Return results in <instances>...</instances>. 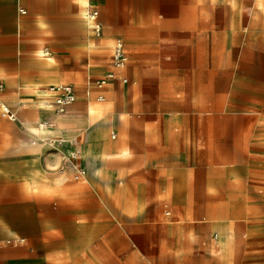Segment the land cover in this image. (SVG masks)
Returning <instances> with one entry per match:
<instances>
[{
  "label": "rangeland",
  "instance_id": "obj_1",
  "mask_svg": "<svg viewBox=\"0 0 264 264\" xmlns=\"http://www.w3.org/2000/svg\"><path fill=\"white\" fill-rule=\"evenodd\" d=\"M58 1L49 0L48 5H44V8H55ZM112 1L115 14L119 17L137 13L139 9L144 8L145 4L149 7H159L158 0ZM35 3L37 4L33 10L31 6ZM20 8L29 11L28 14H25L28 16L24 21L25 27L21 29L14 23L9 22L8 16L5 15L8 12L7 10L19 13ZM41 11L40 0H21V3L19 0H0V46L3 50L0 54V69L16 72L18 75L26 76L31 81L38 80L48 73L61 70L62 75L65 77L64 83L77 81L79 86L77 100L68 107V111L64 113V121L55 133L42 138L30 133L33 141L41 147L38 152H33L32 174L28 178L20 175V177L13 178L11 181L6 180L8 188L1 194V200L19 203L23 206L25 214L42 217L34 219V222H38L41 226L38 230L39 234L45 230L49 233L63 229L64 216L59 212L61 206L67 204L77 207L76 216H83L84 220L93 226L94 233L84 246L76 245V243L70 245H75L71 247L78 251L90 247L104 264H264V191L260 189V187L264 188V179L260 180L253 176V173L264 176V105L251 99V95L255 92L254 86L247 82L249 80L242 78L240 82L243 101L240 105H235L239 110L204 112V121H208V125L219 126L218 129L225 132L223 138L225 141L224 148L229 149V151L236 152V145L232 143L233 141L238 139L248 140L247 153L250 160L245 165L240 164V161L238 163L223 161L215 166L212 163L218 161L212 163L204 161L207 163V165H204V176L200 175L199 171L188 172L184 164L170 161L164 164L165 167L162 168L167 169L169 167L170 169H167L169 172L167 174L160 173L156 176L154 172L148 170V165L153 162L158 163V160H154V157L161 153V148L167 146L170 139V137L163 134L164 124L159 119V115H161V118L163 115L157 108L156 101H154V97L158 96L159 93V88L154 86L158 81L129 79L126 82L124 76L109 82L102 90L99 89L97 81L107 73L108 68L95 67L92 63L91 67L94 71L97 69L98 74H90L88 63L99 55H103L107 59V65L112 64L114 42L121 34L114 35L111 39V47H107L102 51H92L91 54L84 57L58 56V53L54 54L52 46L57 47L60 43H72L74 35L78 32L69 28H57L51 24L46 26L44 32H40L41 24L35 20H40ZM244 20H247L246 14ZM82 21L87 23L84 18H82ZM98 21L102 24L101 31L96 30L94 21L88 20L92 25L91 32L97 37L105 33L102 9ZM40 37L45 39L48 44L45 48L51 51V55L42 56L37 52ZM128 42L127 40V46ZM127 49L130 56V50ZM223 67L225 65H217L218 71L223 72ZM250 69L249 64L242 63L238 70L241 75L247 76L251 71ZM90 75L91 79L88 78ZM0 81L5 83L2 79ZM179 82L182 85L184 84V81ZM213 82L218 85V90H221L227 81L219 78ZM42 86L45 89L49 87L48 85L44 87L43 84ZM122 89L125 90V94H129L128 101L133 98L136 101L140 95V98L145 102L139 106L129 102L126 110L135 121H143L145 125L137 129L135 127V132L137 133L138 130L139 134L145 139L142 144L141 155L146 159L142 162L136 156L131 158L129 162L120 158L109 160L107 156H103L101 159H93L90 153H85V158L87 160L91 159L90 163H97L101 167L97 182L102 188L106 183L103 180L104 173L120 170V167H127L130 173L144 174L142 175L143 179L140 180L141 183L143 181L156 183L158 178L163 180V176L168 175L174 180L177 178L182 185L187 184L190 187L204 188V193L198 190L193 192L195 203L202 201L203 199L200 198L204 196L205 204L207 200L212 199L213 194L218 189L233 187L228 186L229 182L237 181L240 184L235 187L236 190L241 191V194L236 197L239 206H236L235 210L229 212H223L222 210L221 212V209L217 208L212 215H199L191 222H184L176 217L170 219V222L185 225V235L182 236V242L176 247H164L168 231L162 222L163 217H170L166 215L167 209L164 203L160 216L157 217L150 212H145L137 222L139 226L130 229L128 228L129 225L123 226L117 222L109 211L108 205L113 204L114 195L111 196L105 191L99 193L91 185L76 187V185L83 184L86 181L85 173L78 178L73 171L84 168V156L81 146L84 145L85 140L81 139V134L86 131L84 125L88 116L87 105L89 102L115 103L119 112L122 104ZM100 93L104 95V99L97 101V96ZM6 96L4 94L5 100L10 103ZM33 105L40 112H44L38 104L33 103ZM55 112V108L46 111L49 114V120L52 122L56 116ZM4 119L0 115V120L6 121ZM32 124L35 128H38L36 122ZM204 130L211 132L213 129L208 127ZM113 133L117 134L119 140L125 136L121 127H115L112 121H109L107 136L110 141L114 140L112 138ZM214 139H220V137ZM68 142L73 150V156L68 151L70 148L65 149ZM226 155L229 154L226 153ZM243 158V151L241 150L240 160ZM252 167L256 169H251ZM216 168L222 173L217 174ZM60 174L65 176L64 185L57 183ZM201 180H204V186L201 185ZM4 181L3 178L1 182ZM116 183L113 182V184ZM21 185L23 190L18 191ZM218 200L216 203H218ZM42 204H44L43 207ZM81 206L89 207V215L80 210ZM42 210H47V212L40 213ZM220 215L227 217L220 218ZM20 224L14 221V223H11V227L19 231ZM216 224L226 227L233 233L234 242L230 252L221 250V246L217 242L219 238L213 235V226ZM19 232L20 236L27 237L24 242L26 245L33 240L24 231L20 230ZM44 242L48 250L56 252H62L68 246V243L59 237L54 238L51 242L47 240Z\"/></svg>",
  "mask_w": 264,
  "mask_h": 264
},
{
  "label": "crops",
  "instance_id": "obj_2",
  "mask_svg": "<svg viewBox=\"0 0 264 264\" xmlns=\"http://www.w3.org/2000/svg\"><path fill=\"white\" fill-rule=\"evenodd\" d=\"M40 1L42 5L40 20H35L40 24L44 23L39 29L40 32H44L48 24L78 32L70 44L60 43L57 47L51 45L59 50L58 56L84 57L91 54L92 51H102L111 47L108 42L114 35L121 34L119 37L125 39L126 52L127 48L130 50V56L127 52L128 63L123 68L122 77L125 76L124 80L158 81L154 86L159 88V93L154 97V101L163 115L162 118L159 115L160 122L162 121L164 124L163 134L170 139L167 142L169 144L163 146L161 153L154 157L158 163L153 162L148 165V170L154 172L156 176L160 173L167 174L169 172L167 169L170 168L162 169L165 167L164 164L177 161L178 164H184L188 172L199 171L200 175L204 176V165H207L204 160L207 157H219L226 153L229 155L232 153L231 156L236 153V157H240L239 145L245 140L238 139L232 142L236 145L235 153L233 150L229 151L224 148L225 132L219 130V126L208 125L209 122L204 121V112L239 110L235 105H240L243 101L240 89L242 78L248 79L247 82L254 86L255 93L251 95V99L264 105V0H158L159 7H149L145 4L144 8L139 9L137 13L120 17L115 14L112 0L109 3L111 7L109 4L98 2L102 0H93L88 8L90 10L94 6L99 10V13L102 9L105 27V33L98 37L91 32L92 25L82 21L79 1L59 0L57 6L52 9L44 8V5H48L49 0ZM22 13L26 14L27 10ZM245 14L247 15L246 21L244 20ZM127 40L129 41L128 46ZM41 41L48 45L43 37H40V43ZM81 41L89 43L88 52L76 53L74 51L75 48L78 49L77 45ZM40 43L37 45L38 48ZM2 51V46H0V54ZM92 63L95 67L100 68H107L111 65H107V59L103 55L94 58L88 65L91 66ZM242 63H247L251 67L247 76L241 75L238 70ZM217 65H225L223 72L218 71ZM110 71L116 72V70ZM110 71L107 70V73ZM11 73L17 74L16 72ZM89 73L98 74V71L97 69L90 71L89 68ZM119 77L120 74L116 72V77L109 82ZM88 78L91 79V75ZM219 78L227 81L221 90H218V85L213 82ZM179 81H184V84H180ZM124 91L122 89L120 116L125 115L123 112L128 114L127 103H135L137 106L145 103L140 95L136 101L134 98L128 101L129 94H125ZM4 94L7 95L8 100H13L12 93L6 94L4 90ZM126 96L127 100L125 101ZM21 107L31 120L34 119L36 113L40 112L34 107L32 101H28ZM1 123L3 122L0 120ZM132 126V131L135 132V127L137 129L145 125L143 121L137 120ZM24 127L17 123L14 127L7 129L9 137L6 152L12 157L4 162L0 161V166L3 169L0 171V264H50L47 257L56 251L46 248L44 241L47 240V237L45 235L49 233L45 230L39 234L38 230L41 226L34 234L19 227L27 236H30V239H33L27 245L24 243L27 239L26 236H23L24 241L18 243L19 241L8 234L2 226L7 224L9 228L18 231L11 227V223L15 221L14 216L4 209L7 204L12 203L1 200V194L8 188L7 181L13 179L5 177V174L19 172L18 174L21 176H30L33 152H38L41 148L37 142L33 141L30 133ZM119 127L124 130L125 135L124 124ZM208 127L213 130L205 131L204 129ZM136 134L140 139L135 144L133 157L136 156L142 162L146 159L141 155L145 139L138 130ZM218 137L220 139H214ZM112 138L116 139L117 134ZM121 140L127 142L125 136ZM130 144L134 146V144ZM100 146L107 153L121 149V145L113 147L108 140L102 141ZM1 147L0 144V149ZM81 147L83 151L84 145ZM89 153L92 157L96 155L92 149ZM93 158L101 159L100 156ZM130 159L121 160L129 162ZM212 164L215 166L220 162ZM128 167L130 168V166ZM120 170L128 169L120 167ZM2 177L5 179L4 182H1ZM201 185L204 186V180ZM45 212L47 210H42L40 213ZM34 218L42 217L34 216ZM15 240L16 242H14Z\"/></svg>",
  "mask_w": 264,
  "mask_h": 264
},
{
  "label": "bare ground",
  "instance_id": "obj_3",
  "mask_svg": "<svg viewBox=\"0 0 264 264\" xmlns=\"http://www.w3.org/2000/svg\"><path fill=\"white\" fill-rule=\"evenodd\" d=\"M21 3V0H19ZM93 2V0H80L78 2L81 10V16L88 21L89 20V8L88 6ZM101 4H109L110 0H102L98 1ZM35 4H32V9H35ZM109 7L111 5L109 4ZM8 12L5 14L8 16L9 22L14 23L20 29L25 27L24 21L28 18L27 15L23 14L19 9V13L17 11L7 10ZM29 11L27 10L28 14ZM89 25L90 23L87 22ZM44 23H41L43 25ZM41 44V45H40ZM38 49V53L42 56L51 55V51L45 47L47 45L41 41ZM109 45H112V41L109 40ZM78 49L74 50L76 53L88 52L89 43L85 41H81L77 45ZM54 54L58 53L59 50L53 47ZM52 58V57H51ZM108 71L116 70L120 77L124 72V69H117L112 64L109 65ZM93 70V67L90 66V71ZM64 75H62L61 70L59 72H51L44 75L42 78L31 81L29 78L19 76L18 74H13L11 72H7L4 69L0 70V79L4 80L5 84V92L13 94V100H9L10 104L14 107L17 112L18 119L17 120H9L4 119L6 121L1 120L3 123L0 124V132H1V149L0 152V161L4 162L6 159L12 157L11 154H7L6 146L9 137V128L14 127L17 123L24 125V129L29 133H32L39 137H46L47 135H51L56 132L58 127L63 123L65 115L58 114L55 112V119L52 121L49 120V114L46 111L53 110L55 108L54 103V94L49 92V90L44 87L51 85H61L64 83ZM28 101H32L33 103L38 104L44 112L36 113V116L33 120L27 116L26 111H24L21 105H24ZM98 101V100H97ZM87 120L85 122L84 128H86L85 132H82L81 139H84V148H83V165L84 168L73 171V173H78L79 171H83L85 173L86 184H78L77 188H80L85 185H91L95 188L99 193L107 192L111 196L114 195L113 204H109L108 208L111 214H113L115 220L119 222L123 226H128L130 229H134L139 224L137 223L142 215L145 212H150L155 216H160L162 213L163 203L166 207V215L170 217H163V226L168 231V237L164 242L165 248L176 247L178 244L182 242V236L185 235V225L181 223H173L170 222L172 218H180L184 222H191L196 219L199 215L204 216V214L210 216L214 213L217 208L221 209V212H229L230 210H235L238 205V200L236 197L238 194H241V191L236 190V186L240 185L239 182H229L228 186H233L231 188H223L218 189L213 195L212 199H209L204 204V196H201L200 199L202 201H198L195 203L193 199V192L198 190L204 193V189L190 187L189 185H182L180 181L175 178V180L171 176H163V180H159L156 183H150L147 181L143 183L140 182L143 179V176L140 173H130L128 170H115V171H107L103 175V180L107 183L104 184L103 188L98 184L97 177L98 173L101 171V167L97 163H90V160L85 158V153H89L92 149L95 151L96 156H107V159L112 158H120V159H130L134 156L135 152V144L139 141L137 134L132 131V125L136 122L134 118L130 117L128 114L120 116V113L117 110V105L115 103H94L89 102L87 105ZM122 115V114H121ZM112 121L115 127H119L121 124H124L125 129V139L127 142H122V140L108 139V122ZM33 122L38 124V128L33 126ZM47 128V129H46ZM111 143L113 147L120 146L121 149L115 152L107 153L103 147L100 146L102 141L107 140ZM130 143L134 144L131 145ZM248 140L244 142V144L239 145L240 149L243 151V159L240 160V157L237 158L234 154L231 155H223V156H213L207 157V163H212L214 161H230L232 163H238L245 165L249 160L250 156L248 155ZM174 146V144H173ZM69 142L66 143L65 149H69ZM69 153L73 156V150L70 148ZM14 158L16 156L14 155ZM94 159V158H93ZM28 160V159H26ZM0 171H2V167L0 166ZM251 169H256L252 167ZM217 173H222L218 168L215 169ZM257 171V170H254ZM19 172L14 173H6L5 177L8 178H18L20 177ZM254 178H258L260 180L264 179L260 174L253 173ZM29 176H24V178H28ZM65 176L60 174L59 179H57V183L64 185L63 182ZM117 182L113 184V182ZM61 182V183H60ZM26 185V184H25ZM99 185V186H98ZM261 191H264V188H261ZM22 191V186H19L18 191ZM196 193V192H195ZM218 203H216L217 199ZM222 199V200H220ZM44 206V204H42ZM205 206V208H204ZM197 207V208H193ZM77 207L71 205H63L60 207L59 212L64 216L63 217V229L60 231H51L49 234L45 235L47 240L50 242L54 237H59L64 240V242L68 243L67 248H65L62 252H55L48 255V261L50 264H104L98 256L93 252L90 247L83 248L78 251L77 249L72 248L70 245L76 243V245L84 246L88 240L92 238V234L94 233L93 226L84 220L83 216H76ZM83 212L89 215V207L84 206L80 207ZM5 211L12 214L16 223H21L19 225L22 230H27L30 233H35L40 224L38 222H34V216L31 214H25L23 211V206L19 203L7 204L4 207ZM79 209V208H78ZM220 218H226L224 215H220ZM8 234L12 235L19 241L22 242L24 239L20 236L19 232L11 229L7 226V224L2 225ZM214 232L213 235L218 237L217 241L221 246V250L224 252H230L233 247L234 236L233 233L223 227L221 225L213 226ZM213 236V237H214Z\"/></svg>",
  "mask_w": 264,
  "mask_h": 264
},
{
  "label": "built area",
  "instance_id": "obj_4",
  "mask_svg": "<svg viewBox=\"0 0 264 264\" xmlns=\"http://www.w3.org/2000/svg\"><path fill=\"white\" fill-rule=\"evenodd\" d=\"M22 12H26L25 9H22ZM99 10L92 6L89 10V19L95 22V28L97 31H101L102 24L98 21ZM129 60V56L126 52V42L122 37H118L115 39L114 43V54H113V65L117 69H123L126 67ZM116 77L115 71H110L102 78H99L97 81V85L99 88H103L109 81ZM127 81V79H126ZM49 92L54 94L55 98V110L58 114H64L68 111V107H70L77 100L78 94V85L77 82H67L61 85H51L47 88ZM4 90L5 84L0 81V112L1 115L9 120H17L18 115L17 112L11 107V105L4 98ZM104 96L99 94L97 96L98 100H103ZM113 137H116V134H112ZM78 178L82 174L83 171H79L76 173ZM25 239H22L24 241Z\"/></svg>",
  "mask_w": 264,
  "mask_h": 264
}]
</instances>
